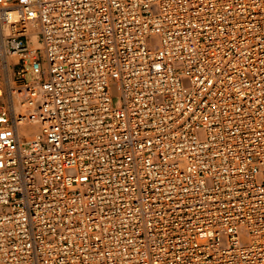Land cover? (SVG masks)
I'll return each instance as SVG.
<instances>
[{"label": "built area", "instance_id": "1", "mask_svg": "<svg viewBox=\"0 0 264 264\" xmlns=\"http://www.w3.org/2000/svg\"><path fill=\"white\" fill-rule=\"evenodd\" d=\"M0 264H264V0H0Z\"/></svg>", "mask_w": 264, "mask_h": 264}, {"label": "bare ground", "instance_id": "2", "mask_svg": "<svg viewBox=\"0 0 264 264\" xmlns=\"http://www.w3.org/2000/svg\"><path fill=\"white\" fill-rule=\"evenodd\" d=\"M36 131H37V127L30 126V125L24 126V127L20 128V133L26 132L27 133V136H28V134L30 135L32 133H35Z\"/></svg>", "mask_w": 264, "mask_h": 264}, {"label": "rangeland", "instance_id": "3", "mask_svg": "<svg viewBox=\"0 0 264 264\" xmlns=\"http://www.w3.org/2000/svg\"><path fill=\"white\" fill-rule=\"evenodd\" d=\"M112 102H113V105L114 106H118V104H119V101H118V98L117 97H114L113 100H112Z\"/></svg>", "mask_w": 264, "mask_h": 264}]
</instances>
